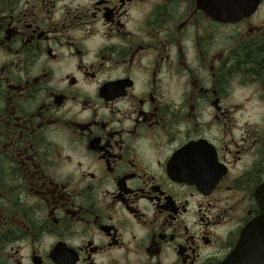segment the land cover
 Masks as SVG:
<instances>
[{
  "label": "flooded vegetation",
  "instance_id": "flooded-vegetation-1",
  "mask_svg": "<svg viewBox=\"0 0 264 264\" xmlns=\"http://www.w3.org/2000/svg\"><path fill=\"white\" fill-rule=\"evenodd\" d=\"M264 0H0V264H223L260 214Z\"/></svg>",
  "mask_w": 264,
  "mask_h": 264
},
{
  "label": "water",
  "instance_id": "water-1",
  "mask_svg": "<svg viewBox=\"0 0 264 264\" xmlns=\"http://www.w3.org/2000/svg\"><path fill=\"white\" fill-rule=\"evenodd\" d=\"M256 197L261 214L243 230L237 246L223 264H264V186Z\"/></svg>",
  "mask_w": 264,
  "mask_h": 264
},
{
  "label": "rangeland",
  "instance_id": "rangeland-1",
  "mask_svg": "<svg viewBox=\"0 0 264 264\" xmlns=\"http://www.w3.org/2000/svg\"><path fill=\"white\" fill-rule=\"evenodd\" d=\"M247 114L243 120L239 122V125H251L254 128L257 126L258 129H261L264 126V122L260 120V118L256 115V113H251L252 106H247L246 108Z\"/></svg>",
  "mask_w": 264,
  "mask_h": 264
}]
</instances>
